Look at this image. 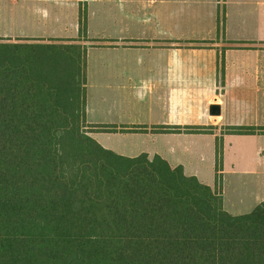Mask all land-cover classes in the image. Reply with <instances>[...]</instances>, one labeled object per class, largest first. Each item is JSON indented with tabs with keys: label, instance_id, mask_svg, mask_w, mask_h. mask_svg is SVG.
<instances>
[{
	"label": "trees",
	"instance_id": "trees-1",
	"mask_svg": "<svg viewBox=\"0 0 264 264\" xmlns=\"http://www.w3.org/2000/svg\"><path fill=\"white\" fill-rule=\"evenodd\" d=\"M85 63L81 44L0 42V264H264V201L224 208L221 145L214 186L104 147L86 130L113 127L86 122Z\"/></svg>",
	"mask_w": 264,
	"mask_h": 264
},
{
	"label": "crops",
	"instance_id": "crops-1",
	"mask_svg": "<svg viewBox=\"0 0 264 264\" xmlns=\"http://www.w3.org/2000/svg\"><path fill=\"white\" fill-rule=\"evenodd\" d=\"M7 1L21 5L26 23L17 34L0 35L70 39L86 47V122L113 127L94 137H139L150 150L98 141L104 147L127 156L158 154L214 186L205 179H211L218 143L222 151L264 144V0ZM50 1L65 2L53 18L42 6ZM42 19L51 20L47 28L39 27ZM211 103L220 104V115L209 113ZM229 126L257 128L237 133ZM231 156L241 162L232 172L253 175L264 189V158ZM222 191L223 206L232 214L264 201L263 190L251 201H230Z\"/></svg>",
	"mask_w": 264,
	"mask_h": 264
},
{
	"label": "rangeland",
	"instance_id": "rangeland-1",
	"mask_svg": "<svg viewBox=\"0 0 264 264\" xmlns=\"http://www.w3.org/2000/svg\"><path fill=\"white\" fill-rule=\"evenodd\" d=\"M57 3V4H56ZM61 3V5H58ZM63 4L65 2H59V1H50L42 6H45L47 8V11L51 14L50 18H53L56 15V11H60L57 7H65ZM68 9V8H67ZM67 12V11H66ZM71 13V12H69ZM81 13V11H80ZM48 14V13H47ZM23 15L25 16L24 12L22 11L21 5L19 3L12 4L7 0L0 1V34L6 32L8 34H17L21 23H26V20L24 19ZM85 12L82 13V17L80 14V20L84 19ZM51 20L42 19L39 22L40 28H47L48 23ZM66 22L63 23L62 26L65 25ZM0 42L4 43H21L22 45H37V44H49V43H55L57 45H63V44H70L74 43L70 41V39H40L36 41L26 40L19 36H2L0 35ZM28 47H25L23 49H27ZM76 79L78 81H81L83 79V73L80 71L78 75L76 76ZM90 135L94 137V134L99 130L96 129L94 126H90L86 129ZM96 137V138H95ZM94 138L97 141L103 142L104 144H125L128 147L134 146L136 148H143V150H150L146 149L148 142L145 140H140L138 137L137 139H134L133 141H128L125 139L116 138L115 135L113 137L111 136H95ZM109 138V139H107ZM241 154L242 157L247 155L248 157H244L245 159L248 158L249 161H256L257 158H264V144L263 145H233L225 149V151L221 152V156H219L220 165L223 167V177L224 179L221 180L222 188L225 189V194H227L228 200L234 201L239 200V198H242V201H251L253 200V194L257 193L261 190L264 191L263 187L260 186L261 181L259 179H254L253 175L243 174L241 172H232L231 168L233 167H240L241 162L238 163L236 160L233 159L231 155L233 154ZM230 155V156H229ZM199 159L207 160L205 158V155L198 156ZM233 159V160H232ZM216 162L214 163V168L209 166V178L211 179H205L211 181L213 185H215L216 181V172H215V165L217 164L218 157L216 155L215 157ZM241 161V158L238 159ZM224 161V163H223ZM205 177V176H204ZM222 177V174H221ZM222 177V178H223ZM256 178V177H255ZM227 192V193H226ZM223 193V191H222ZM224 194V193H223ZM222 194V197H223ZM239 195V196H238ZM224 205V204H223Z\"/></svg>",
	"mask_w": 264,
	"mask_h": 264
},
{
	"label": "water",
	"instance_id": "water-1",
	"mask_svg": "<svg viewBox=\"0 0 264 264\" xmlns=\"http://www.w3.org/2000/svg\"><path fill=\"white\" fill-rule=\"evenodd\" d=\"M209 113L211 115H220L221 114V106L219 103H211L209 105Z\"/></svg>",
	"mask_w": 264,
	"mask_h": 264
}]
</instances>
